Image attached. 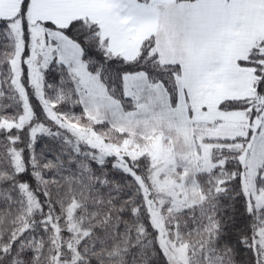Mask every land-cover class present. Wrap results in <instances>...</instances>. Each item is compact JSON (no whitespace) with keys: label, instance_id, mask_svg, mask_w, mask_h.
I'll list each match as a JSON object with an SVG mask.
<instances>
[{"label":"snow or ice","instance_id":"obj_1","mask_svg":"<svg viewBox=\"0 0 264 264\" xmlns=\"http://www.w3.org/2000/svg\"><path fill=\"white\" fill-rule=\"evenodd\" d=\"M0 264H264V0H0Z\"/></svg>","mask_w":264,"mask_h":264}]
</instances>
